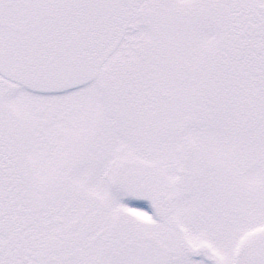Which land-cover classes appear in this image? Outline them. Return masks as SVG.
Instances as JSON below:
<instances>
[{"label": "snow or ice", "instance_id": "obj_1", "mask_svg": "<svg viewBox=\"0 0 264 264\" xmlns=\"http://www.w3.org/2000/svg\"><path fill=\"white\" fill-rule=\"evenodd\" d=\"M0 264H264V0H0Z\"/></svg>", "mask_w": 264, "mask_h": 264}]
</instances>
